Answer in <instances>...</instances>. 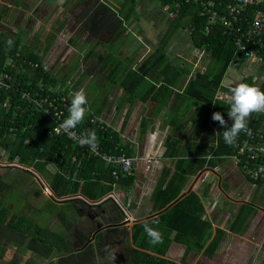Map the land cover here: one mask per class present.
I'll return each mask as SVG.
<instances>
[{
    "label": "crops",
    "instance_id": "0c3cea01",
    "mask_svg": "<svg viewBox=\"0 0 264 264\" xmlns=\"http://www.w3.org/2000/svg\"><path fill=\"white\" fill-rule=\"evenodd\" d=\"M130 1L0 0V34L19 38V49L37 57L49 90L70 91L73 85V92H82V119L92 115L109 124L136 160L131 186L122 181L105 199L121 210L124 220L120 228L127 230L130 242L105 244L104 264H113L111 252L117 245L115 264H130L133 250L171 264H264V181L248 179L236 155L216 156L220 135L216 123L225 119L223 107L215 109L213 102L208 114V106L192 96L195 89L188 93L198 74L210 71L208 53L195 47L187 30L177 33L165 50H159L171 17L157 0L150 1L153 11L160 10L152 18L151 14L140 15V0ZM95 2L98 7H109L115 18L93 17ZM134 4V17L125 21V10ZM147 16L155 36L143 27ZM248 78L256 85L250 103L264 83V62L230 65L223 86L239 87ZM196 86L204 94L203 83ZM219 96L224 103L234 102L218 91ZM228 119L237 124L258 123L264 132V118L258 122L247 109ZM168 140L177 143L169 158ZM180 173L185 182L171 185L172 177ZM167 187L171 192L181 188L179 199L164 212L154 211L159 204L157 192ZM191 195L199 202L193 201L192 208L198 210L199 204L203 208L200 215L205 226L193 220L182 234L169 224L162 226L160 217ZM98 209L97 219L106 223L109 209ZM140 224L149 230L146 241L135 245L132 231ZM101 231L105 233L106 228ZM216 241L219 244L213 249ZM143 245L148 249L143 250ZM159 249H168L167 256H160Z\"/></svg>",
    "mask_w": 264,
    "mask_h": 264
},
{
    "label": "trees",
    "instance_id": "16d2710c",
    "mask_svg": "<svg viewBox=\"0 0 264 264\" xmlns=\"http://www.w3.org/2000/svg\"><path fill=\"white\" fill-rule=\"evenodd\" d=\"M157 1L159 7L162 10L166 9L165 12L171 17V26L164 40L161 41L159 50H165L177 33L187 30L195 47L208 53L212 62L210 71L204 75L198 74L191 83L188 93L192 91L191 89H195L192 92V96H197L200 101L208 106V114L212 112L210 107H213V102L217 105L215 109L223 107L224 112L221 115L225 119L216 123V128L220 135L215 154L216 156L236 155L237 148L242 145L246 136L240 132L235 137L233 132L235 126L252 128L254 132L263 134L264 132L258 129V123L254 125L230 123L228 118L243 109H247L250 116L257 118V121L264 118V83L250 103L248 100L256 87L253 78H248V81L239 87L223 86L224 75L230 65L237 61L239 63L249 62L242 55H236L234 40L224 34L225 27L223 24L221 22L213 23L212 30L206 33V27L211 22L209 21V16L205 15L201 8L195 5H184V0ZM92 9H94L93 17L103 15L106 18H115V14L110 11L109 7H104L102 4L98 7V2L93 4ZM135 13L134 4L130 10H125L122 18L128 21L134 17ZM20 44L19 38L6 37L4 35L0 37V71L10 76L11 82H7V84L12 86V90L9 92L0 90V148L7 152L9 161H18L19 165L32 168L43 177L47 174L46 167L48 164L56 166V171L47 177V183L53 195L51 196L53 202H48L46 204L47 209L45 211L40 209L39 213L49 214L53 218L59 217L62 219L64 217L60 215L58 210V206L62 203H74L82 209L86 207L98 209L103 206L109 209V220L107 219L105 222L106 225L109 224L110 226L106 228L105 233L101 230H95V233H97V237L94 239L95 246L91 243L80 250L70 251L69 243H67L64 234L48 227H42L36 221L34 222L19 213L10 211L6 207L3 200L7 198H5L6 194H9L10 191L12 192L13 188H11L10 182L0 176V260L3 261L5 253L3 243H6L46 260V264H104L101 261L98 262L97 255L100 252L102 255L105 254L102 251L105 244L113 243L117 238H121L126 243L129 242V233L126 229L120 228L122 225L120 223L124 220L121 210L111 199H105L113 191V188L122 181L130 187L133 176L115 180L113 177L115 168L107 165L102 159L91 155L86 148L73 144L66 137L49 138L48 133L55 121L47 118L34 106L22 100L24 92H32L40 88L49 90L48 84H45L47 76L44 75L37 57L35 55H26L24 51L22 52L19 49ZM259 57L264 62V52ZM29 63L36 64L37 67L31 66ZM18 71L22 72L19 73ZM166 81L171 84L170 79L166 78ZM3 82L6 83V81ZM202 83L204 94L203 91L201 93V91L197 90L196 86H201ZM218 91L229 96L234 102L224 103L216 100L215 97ZM81 102L68 112L66 121L74 129L82 132L90 141L103 147L106 152L114 153L116 148H121L130 157V153L126 151L122 139L116 130L111 127L106 131L102 130L100 122H92L95 119L92 115H87L82 119L84 108ZM5 104H9L11 106L10 109H5ZM214 115L218 116L220 113H214ZM166 148L168 149L166 157L169 158L171 157V150L177 148V143L168 140ZM199 168H202V165ZM178 170L184 174L189 173L187 169L178 168ZM23 171L30 173L27 170ZM181 173L172 177L171 185L172 183L180 182L183 184L185 182V178ZM180 195L181 188H176L173 192H171L170 187H167L162 193L158 191L159 204L154 211H166L168 207L179 199ZM73 196H81L88 201L72 199L65 202H57L58 199ZM193 201L196 204L199 203L193 195L184 201L178 202L174 208L160 217L162 226L169 224L170 228L177 229L181 234L193 220L201 224V226H205L204 223H201L200 215L203 212V208L199 204L198 210H194L191 205ZM86 202L101 203L96 206H90ZM191 213L193 214L191 215ZM106 216L107 214L105 213L104 219ZM67 223L65 222V224ZM184 223L186 224L185 227H183ZM68 230L71 231V227L68 226ZM148 230L145 225H135L132 231V242L135 245H141V241L144 243ZM218 244L219 242H214V247L212 248L215 249ZM142 249L146 250L148 247L143 245ZM157 253L160 256H167L168 249L165 251H160L159 249ZM57 258L58 260H56ZM8 264L18 263L11 262ZM28 264L31 263L29 262ZM130 264L171 263L164 259L155 258L148 253L133 250Z\"/></svg>",
    "mask_w": 264,
    "mask_h": 264
},
{
    "label": "built area",
    "instance_id": "2783aa9c",
    "mask_svg": "<svg viewBox=\"0 0 264 264\" xmlns=\"http://www.w3.org/2000/svg\"><path fill=\"white\" fill-rule=\"evenodd\" d=\"M183 3L187 6L195 5L209 16L211 23L206 27V33L212 30L213 23L221 22L225 27L224 34L234 40L236 55H242L249 62L263 63L259 56L264 52V0H184ZM29 64L37 67L36 64ZM7 82H11L10 76L0 71V90L5 92L12 90V86ZM70 86H72L70 91L64 92H55L44 88L24 92L22 100L34 106L47 118L55 121L48 133L50 139L66 137L73 144L86 148L91 155L115 168L113 172L115 180L135 176L136 160L127 156L123 149L116 148L114 153H108L103 147L90 141L88 137L74 129L66 121L68 112L81 102L82 95V92L79 94L73 92V85ZM225 99H230V97L227 96ZM216 100L223 99L219 96L216 97ZM10 107L9 104L4 105L5 109H10ZM92 122H100L102 130L106 131L110 128L109 124L97 118ZM233 132L235 137L240 132L246 136L245 141L237 148L236 157L246 172L247 178L253 182L264 181V134L254 132L252 128L238 126L233 128ZM43 190L51 195L48 186ZM114 201L118 204L117 200Z\"/></svg>",
    "mask_w": 264,
    "mask_h": 264
},
{
    "label": "rangeland",
    "instance_id": "374dc122",
    "mask_svg": "<svg viewBox=\"0 0 264 264\" xmlns=\"http://www.w3.org/2000/svg\"><path fill=\"white\" fill-rule=\"evenodd\" d=\"M150 1L152 0H140V11L142 12L140 15L143 13L151 14L150 17L152 18L153 14L160 12V10L153 11L154 6L150 4ZM148 4H150V12L146 13V7ZM136 5L137 4H135V6ZM156 5L158 6L157 3ZM151 18L147 16V18L144 19L146 21L143 22V27H146V32L150 36H155V31L148 26V20ZM27 169L31 171L29 174L23 171ZM56 169L57 168L55 165L48 164L46 167L47 174L43 177L32 168L20 166L18 161H9L7 152L0 148V176L5 178L7 182H10L11 188H13L12 192L10 191L9 194H6L5 198H7L3 200V203L10 211L19 213L28 219L33 220L34 222L36 221V223L42 227H48L64 234L67 243H69L70 251H77L91 243H95V241H90L91 237L93 236L91 235L92 232L94 233L96 230L95 225L92 220L87 217V213L89 212L94 218H96L97 215H95V210L99 211L100 209H89L87 207L82 209L74 203H62L58 206L60 215L64 217L62 219L59 217L53 218V216H50L49 214L39 213L38 211L40 209H44V211L47 209L46 204L48 202H53L51 197H49V194L44 192L43 188H45L48 184L47 177L55 172ZM98 220L99 223H101V226L106 225V223H104V221L102 222L101 219ZM65 222L68 223L65 224ZM66 225L71 227V231L68 230V226ZM117 241L122 242V239L117 238L115 239L114 243ZM3 247L5 248V253L3 261L0 260V264H8L11 262H17L18 264H28L29 262L31 264L47 263L46 260L36 255L30 254L23 249H17L11 244L8 245L3 243ZM118 248L119 246L117 245L112 249L111 252L112 257L110 261L113 264L116 263V252L118 253ZM97 252L99 253V251ZM99 255H97L98 262L101 261V263H105L101 252ZM56 260H58V258Z\"/></svg>",
    "mask_w": 264,
    "mask_h": 264
},
{
    "label": "water",
    "instance_id": "95a60500",
    "mask_svg": "<svg viewBox=\"0 0 264 264\" xmlns=\"http://www.w3.org/2000/svg\"><path fill=\"white\" fill-rule=\"evenodd\" d=\"M27 171L31 172L29 169H27ZM72 199H81V200H83V197H81V196H78L76 198L75 197H71V198H67V199L57 200V202H65L67 200H72ZM86 203L89 204L90 206H96V205H98V204L90 203V202H86ZM96 218H98V216H96ZM109 226H110L109 224L103 225V226L97 224L96 229L99 231V230L105 229V228H107ZM91 235H93V236L91 237V240L90 241H93L96 238L97 233L94 232Z\"/></svg>",
    "mask_w": 264,
    "mask_h": 264
},
{
    "label": "flooded vegetation",
    "instance_id": "af4514ba",
    "mask_svg": "<svg viewBox=\"0 0 264 264\" xmlns=\"http://www.w3.org/2000/svg\"><path fill=\"white\" fill-rule=\"evenodd\" d=\"M95 215L100 216V210L99 211L95 210ZM87 217L90 218L91 220H93L92 222H94L95 229H96L97 224L101 225V223L97 222L98 219L94 218L89 212L87 213Z\"/></svg>",
    "mask_w": 264,
    "mask_h": 264
},
{
    "label": "clouds",
    "instance_id": "9594fccd",
    "mask_svg": "<svg viewBox=\"0 0 264 264\" xmlns=\"http://www.w3.org/2000/svg\"><path fill=\"white\" fill-rule=\"evenodd\" d=\"M47 186H48V184H47ZM48 188H49V190H50V187L48 186ZM51 191V190H50ZM51 196H53L52 195V192H51V195H49V197H51ZM73 197H75V196H73ZM69 198H71V197H69ZM76 198V197H75ZM65 199H67V198H65ZM58 200H61V199H58Z\"/></svg>",
    "mask_w": 264,
    "mask_h": 264
},
{
    "label": "bare ground",
    "instance_id": "6f19581e",
    "mask_svg": "<svg viewBox=\"0 0 264 264\" xmlns=\"http://www.w3.org/2000/svg\"><path fill=\"white\" fill-rule=\"evenodd\" d=\"M78 107V106H77ZM92 111V110H91Z\"/></svg>",
    "mask_w": 264,
    "mask_h": 264
}]
</instances>
